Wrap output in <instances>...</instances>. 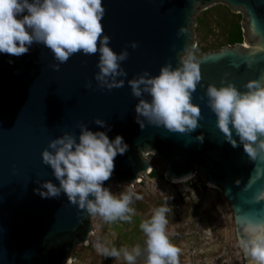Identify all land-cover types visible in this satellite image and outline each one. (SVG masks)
Listing matches in <instances>:
<instances>
[{"label": "water", "instance_id": "water-1", "mask_svg": "<svg viewBox=\"0 0 264 264\" xmlns=\"http://www.w3.org/2000/svg\"><path fill=\"white\" fill-rule=\"evenodd\" d=\"M215 2L242 13L246 40L196 59L204 85L198 84L192 94L201 110L198 127L179 133L146 123L142 129L136 122L138 98L127 81L145 71L157 75L165 64L179 66L192 44L198 8ZM102 6L103 34L110 37V47L129 53L121 62L127 72L123 87L97 85L99 53H76L59 70L42 44L34 43L19 57L0 54V264H67L74 248L88 240L93 216L63 193L42 198L36 191L38 181L58 184L42 163V150L64 132L78 138L80 123L105 131L109 139L119 134L128 145L115 157L104 187L135 182L151 171L142 154L152 150L164 161L167 179H184L197 171L223 192L237 241L247 223L264 219V154L251 160L242 145L225 141L205 96L208 84L219 86L223 79L243 91L248 80L264 73V0H102ZM131 42L138 46L133 49ZM88 82L91 87L85 86ZM95 118L110 130L96 125ZM201 135L202 141L197 139ZM242 256L247 264L243 251Z\"/></svg>", "mask_w": 264, "mask_h": 264}, {"label": "clouds", "instance_id": "clouds-1", "mask_svg": "<svg viewBox=\"0 0 264 264\" xmlns=\"http://www.w3.org/2000/svg\"><path fill=\"white\" fill-rule=\"evenodd\" d=\"M104 13L102 0H0V54L19 57L34 43L42 44L52 52L58 62L53 67L59 70L60 64L76 53H99L98 71L94 74L97 85L108 90L123 87L127 72L121 62L129 53L126 48L117 53L110 47V37L103 34L101 23ZM137 46L131 42L133 49ZM201 79L192 53L177 67L165 64L157 75L145 71L129 79L131 93L138 98L136 122L142 129L147 123L172 132H192L201 116L192 94L198 84L204 87ZM85 86L91 87V82ZM243 87L245 90L241 91L223 79L219 86L208 84L206 103L215 114L224 140L233 147L242 145L244 153L255 160L264 154V73ZM94 123L110 130L103 119L95 118ZM78 128V138L75 133L64 132L42 150V163L50 167L58 184L38 181L40 187L36 191L42 198L63 193L78 209L107 223L130 221L135 214L130 205L143 196L131 188L117 196L103 186L112 175L115 157L123 155L128 145L119 134L109 139L105 131H91L84 123ZM197 139L202 141L203 136ZM180 180L173 179V183ZM170 211L165 201L140 223L146 237L143 249L139 245L117 249L97 239L93 243L96 253L103 258L122 257L126 264H136L142 256L144 264H178L180 249L170 242L166 232ZM238 246L247 264H264V219L243 227Z\"/></svg>", "mask_w": 264, "mask_h": 264}, {"label": "rangeland", "instance_id": "rangeland-1", "mask_svg": "<svg viewBox=\"0 0 264 264\" xmlns=\"http://www.w3.org/2000/svg\"><path fill=\"white\" fill-rule=\"evenodd\" d=\"M228 11L232 12L222 2L198 8L194 16L192 44L188 52L181 56V62L189 53L197 59L204 53L218 49L217 45L228 34ZM232 13L242 16V13ZM199 17L203 18L201 26L196 22ZM245 40L246 37L243 43ZM203 48L207 50L203 51ZM142 155L150 162L151 171L142 172L135 182L112 183L109 186L117 196L129 188L143 196L142 200H135L130 205L135 214L128 222L117 220L111 223L93 216V230L86 242L74 248L70 264H126L122 257L103 258L96 253L93 243L100 239L108 247L131 249L139 245L143 249L146 237L139 225L165 201L171 209L167 215L166 232L170 242L180 249L178 264H246L242 249L238 246L231 209L223 192L209 184L197 171L193 179L173 183L166 177L164 161L154 151L146 150ZM136 264H144L143 256L138 258Z\"/></svg>", "mask_w": 264, "mask_h": 264}, {"label": "trees", "instance_id": "trees-1", "mask_svg": "<svg viewBox=\"0 0 264 264\" xmlns=\"http://www.w3.org/2000/svg\"><path fill=\"white\" fill-rule=\"evenodd\" d=\"M229 15V29L228 34L223 40V42L219 43L217 45V48L220 49L227 45H234V44H242L244 41V32H243V25H242V16L240 14H234L230 11ZM196 22L198 26H201L203 24V18L199 17L196 18ZM207 49L203 48V51H206ZM153 175H156L155 171H152Z\"/></svg>", "mask_w": 264, "mask_h": 264}, {"label": "bare ground", "instance_id": "bare-ground-1", "mask_svg": "<svg viewBox=\"0 0 264 264\" xmlns=\"http://www.w3.org/2000/svg\"><path fill=\"white\" fill-rule=\"evenodd\" d=\"M194 176H195V173H194V174H192L191 176L187 177V178H184V179H182V180H180V181L176 182V183L186 182V181H188V180H191V179H193V178H194ZM70 259H71V260H70ZM70 259H69V261H68V263H67V264H70V263H71V261H72V258H70Z\"/></svg>", "mask_w": 264, "mask_h": 264}]
</instances>
